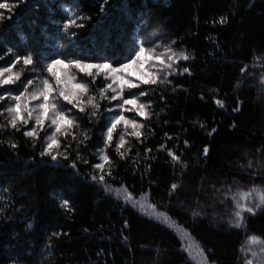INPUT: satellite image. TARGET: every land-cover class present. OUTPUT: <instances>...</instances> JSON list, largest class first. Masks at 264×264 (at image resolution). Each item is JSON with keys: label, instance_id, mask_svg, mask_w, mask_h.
I'll return each instance as SVG.
<instances>
[{"label": "trees", "instance_id": "16d2710c", "mask_svg": "<svg viewBox=\"0 0 264 264\" xmlns=\"http://www.w3.org/2000/svg\"><path fill=\"white\" fill-rule=\"evenodd\" d=\"M0 3L9 5L0 9V67L17 56L33 59L15 65L20 80L3 95L19 94L27 78L34 80L29 90L40 78L52 82L46 66L53 58L118 67L141 46L162 54L168 45L190 57L176 62L170 84L131 90L146 91L138 102L150 105L147 119L124 113L144 125L139 139L120 124L106 146L105 123L118 114L106 109L117 101L98 99L95 116L90 106L73 110L79 127L50 150L61 153L55 160L41 155L45 132L28 137L22 125L7 126L11 100L0 101V264H202L191 256V240L206 264H264L249 250L261 248L251 236L264 241V204L232 227L237 203L254 206L264 194V0ZM74 16L84 17L76 20L83 27L65 31ZM72 69L87 85L86 99L110 82ZM121 133L123 156L116 151ZM252 191L256 199H242ZM143 198L158 214L139 207Z\"/></svg>", "mask_w": 264, "mask_h": 264}, {"label": "snow or ice", "instance_id": "6c2138e0", "mask_svg": "<svg viewBox=\"0 0 264 264\" xmlns=\"http://www.w3.org/2000/svg\"><path fill=\"white\" fill-rule=\"evenodd\" d=\"M7 8H9L8 4L0 3V9ZM101 11H103V8H101ZM77 18L84 19V17L75 16L74 18L68 19L64 25L65 31H67V29L71 26H75L77 28L83 27V24H77ZM0 19H3L2 15H0ZM220 22L224 23L225 21L221 19ZM70 35L74 37L75 33L73 32ZM145 53L146 49L142 46L139 47L138 51H134V55L130 54V56L127 58V63L120 62L118 67H114L113 64L107 62L94 64L85 63L81 59H72L68 60L67 62L62 59H51L50 63H48L46 66V71L47 73L51 74L52 78H54L56 85H61L62 83L61 77L56 73V71H54L57 65H63L65 69L70 67L76 68L86 76L92 77L93 83L95 82V78L101 74H104L105 80H108L110 82L106 83L104 87L97 89L96 96H88L87 102L85 104V101L80 98V95H69V93L65 90H60L57 92L53 87V84L49 82L48 78H40L39 87L34 88L32 91H29V88L34 84V80L32 78H27L21 85L22 90L20 91V93L15 96L8 97L15 103L5 109V111L9 114L7 118V126H10L12 129L19 131L20 129L18 128V123L27 125L29 121L34 120L35 125L43 130L46 121L50 122L49 127L51 128L54 126L55 131L49 137V142L41 155H50L51 158L55 160L57 159V156L61 154L57 152L56 155H53L50 151L54 146L59 147V140L56 138V134L59 133L67 137L73 127H79V124H77L76 118L73 115V110H77L79 113H83L85 112V107L90 106L92 109L91 115L95 116L100 109V103L97 102L99 99L108 100L109 102L117 101L114 108L108 107L106 109V111L110 113H116L118 110V114L110 116L105 123V145L108 146L111 144L113 140L114 130H116L117 126L120 124H123L125 129H127L128 126H131L133 131L130 133V135L139 139L142 135L139 129L143 128L144 125L137 122L135 119L126 118L124 113L135 111L138 116L147 119L150 114L146 111V107H149L150 105L146 106L145 104L138 102L140 96L147 95L146 91L142 90L139 93H135L131 90L140 88L141 84H170L171 81L168 79V77L172 76L177 71V68L175 67L176 62H178L179 60L187 61L190 58L189 55L183 51L179 53L174 51L171 45L166 46L165 52L162 54H154L155 49H152L148 53L146 59L155 61V64H153L152 66L155 67L156 65H159L158 70L155 72L149 71L146 74L147 78H145L144 76H137L136 80L134 81L130 78L131 74L128 73V69H130L132 65L142 57H145ZM165 56L167 57L166 59ZM0 59H2V57H0ZM21 60L23 65L27 66L33 64L32 57L28 55L22 58L17 56L15 60L10 62L8 66L0 67V88L15 84L18 80H20L21 73H13L12 69L16 64L21 63ZM93 69L95 70V72L92 71ZM183 71L188 72L189 70L188 68H184ZM72 78L74 79L75 77L73 76ZM74 87L80 90V94H87L88 88L86 84L78 83L75 84ZM125 89L129 90L127 98L124 97ZM109 92L110 95L108 94ZM4 99H6V97L3 94H0V101H3ZM33 101H39V103L35 104V106L33 107H29V105L32 104ZM217 104L223 106L221 101L219 100L217 101ZM68 105H71V108H69ZM24 113H26L27 118H25ZM0 115H3V113H0ZM2 127L4 126L0 125V128ZM24 135L28 137H34L36 136V129L33 128L32 130H27L24 132ZM83 136L85 140L89 138L86 132L83 133ZM72 138L73 140L76 139L75 136H73ZM80 143H83V141H80ZM185 143L187 144V141H185ZM124 144V134L121 133L119 135L118 144L116 147L117 153L121 156H123L124 153L120 152L119 149ZM13 147H15V145H13ZM69 147H71V145H69ZM148 151H151V149H148ZM203 151L206 155L208 149L205 148ZM168 155L171 156L174 161L180 160V157L172 152H169ZM102 159L106 162L109 160L107 155H104ZM85 163H87V161H85ZM95 168L103 170L104 164L96 163ZM107 175L111 176V172L109 171ZM93 179L95 180L96 177L93 176ZM99 181L102 183L105 181L104 174H101L99 176ZM171 188L175 190L178 188V185L172 184ZM250 197L252 199H256L254 191L242 194V199L244 200H247ZM233 199H235V197H233ZM64 203L65 205H67L68 202L65 201ZM262 204H264V194H261L259 196V203L255 204L254 206H247V204L237 203V208L239 210L234 213L235 223L232 224V227H242L244 223L243 213L246 212L248 214L254 215L256 208L261 207ZM250 244H260V253L252 249L249 250L252 252V255L254 257L260 254L262 258H264V241H260L256 236H251ZM246 264H254V261L246 260Z\"/></svg>", "mask_w": 264, "mask_h": 264}, {"label": "rangeland", "instance_id": "374dc122", "mask_svg": "<svg viewBox=\"0 0 264 264\" xmlns=\"http://www.w3.org/2000/svg\"><path fill=\"white\" fill-rule=\"evenodd\" d=\"M149 51L146 50V53H145V57H142L140 60H138L135 64L132 65V67L130 69H128V73L131 74L130 78L133 79L134 81L136 80V77L137 76H144L145 78H147V73L149 71H152V72H155V68L157 69L159 67V65H156L155 67H153L152 65L155 64V61H151V60H147L146 57L148 55ZM56 71V73L61 77V85H56L55 83V80L54 78L51 77V74L49 75L51 78H52V83L53 84V87L56 89V91H60V90H65L69 93V95H72V94H77V95H80V98L83 99L85 101V104L87 102V99H86V96L85 94H80V90L79 89H76L74 87L75 84H78V83H82V84H85L84 82H82L80 79H79V73H75L74 70L72 69V67L70 68H67L65 69L63 67V65H57L56 69L54 70ZM93 72H95V70L93 69L92 70ZM80 72V71H79ZM13 73H15L13 71ZM81 74H84L82 72H80V77H81ZM7 75V74H6ZM85 75V74H84ZM75 77L74 79L72 77ZM136 82H139V81H136ZM14 84L12 85H7V86H4L3 88H0V89H4L7 91V90H10L12 87H13ZM15 86V85H14ZM33 90V89H32ZM32 90H29V91H32ZM15 95H18V93H14L12 92L11 94H5L4 96H7V97H10V96H15ZM15 102L11 100V105L12 106ZM39 103V101H33L32 104L29 105V107H33L35 106V104ZM69 108H71V105H68ZM75 111V110H74ZM73 111V112H74ZM22 112H23V109H22ZM9 114L7 113V116ZM25 115V118L26 117V113H24ZM35 115V113H34ZM74 115V113H73ZM126 117V116H125ZM8 118V117H7ZM127 118V117H126ZM49 123L48 121H46L45 125H44V128L43 130H41L38 126L35 125V122L34 120L32 121H29V123L27 125H23V124H19L18 125H22L24 127V129L26 130H32L33 128L36 129V134L39 132V131H42V132H45L46 134V137L47 139L49 140V137L52 135V133L55 131L54 129V126L53 127H49ZM128 128L130 130H133L131 126H128ZM71 131V130H70ZM63 135L57 133L56 134V138L59 140ZM49 142V141H48ZM60 142V140H59ZM56 146H54L53 148H55ZM52 148V149H53ZM57 149H53L52 151H56ZM120 194L124 195L125 197L131 199L130 197H128V193H126L123 189L120 190L119 192ZM139 207L141 209H145V210H148V211H151L153 212L154 214H158L157 212L153 211V208L150 206V204L148 203V201L146 200V198H143V200H138V203ZM151 208V209H150ZM163 216V215H162ZM188 236V235H187ZM188 239H191V238H188ZM187 239V240H188ZM194 240H191L189 242V245L188 248H190V251H191V256L193 258H195L196 260H198V262L202 263V264H206V260L203 256V253H202V250H201V247L199 245H195L193 243ZM189 251V252H190Z\"/></svg>", "mask_w": 264, "mask_h": 264}]
</instances>
